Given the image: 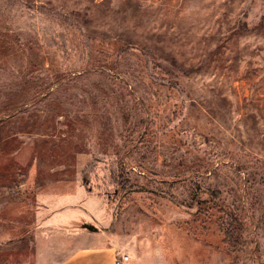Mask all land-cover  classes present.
Returning <instances> with one entry per match:
<instances>
[{
	"label": "rangeland",
	"instance_id": "1",
	"mask_svg": "<svg viewBox=\"0 0 264 264\" xmlns=\"http://www.w3.org/2000/svg\"><path fill=\"white\" fill-rule=\"evenodd\" d=\"M80 212L264 264V0H0V264Z\"/></svg>",
	"mask_w": 264,
	"mask_h": 264
},
{
	"label": "crops",
	"instance_id": "2",
	"mask_svg": "<svg viewBox=\"0 0 264 264\" xmlns=\"http://www.w3.org/2000/svg\"><path fill=\"white\" fill-rule=\"evenodd\" d=\"M82 215L78 214V226L44 229L38 235L36 256L30 264H116L123 255L128 259L121 264H165L152 239L148 244L137 235L129 238L111 222L92 228L90 220Z\"/></svg>",
	"mask_w": 264,
	"mask_h": 264
},
{
	"label": "built area",
	"instance_id": "3",
	"mask_svg": "<svg viewBox=\"0 0 264 264\" xmlns=\"http://www.w3.org/2000/svg\"><path fill=\"white\" fill-rule=\"evenodd\" d=\"M128 259L127 255H123L122 257H120L119 259L116 260V264H121L122 261H125Z\"/></svg>",
	"mask_w": 264,
	"mask_h": 264
},
{
	"label": "trees",
	"instance_id": "4",
	"mask_svg": "<svg viewBox=\"0 0 264 264\" xmlns=\"http://www.w3.org/2000/svg\"><path fill=\"white\" fill-rule=\"evenodd\" d=\"M103 200L106 201L104 197H103ZM107 201H108V200H107ZM107 201H106V202H107ZM228 235H229V234H228ZM228 235H227V236H228ZM227 236H226V238H227ZM229 236H230V235H229ZM226 240L228 241V239H226ZM225 242H226V241H225Z\"/></svg>",
	"mask_w": 264,
	"mask_h": 264
}]
</instances>
